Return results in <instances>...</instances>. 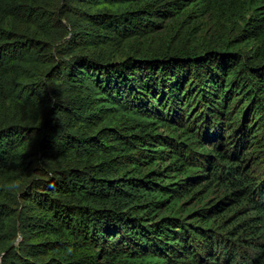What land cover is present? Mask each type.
Segmentation results:
<instances>
[{
  "label": "trees",
  "instance_id": "16d2710c",
  "mask_svg": "<svg viewBox=\"0 0 264 264\" xmlns=\"http://www.w3.org/2000/svg\"><path fill=\"white\" fill-rule=\"evenodd\" d=\"M0 264H264V0H0Z\"/></svg>",
  "mask_w": 264,
  "mask_h": 264
},
{
  "label": "rangeland",
  "instance_id": "374dc122",
  "mask_svg": "<svg viewBox=\"0 0 264 264\" xmlns=\"http://www.w3.org/2000/svg\"><path fill=\"white\" fill-rule=\"evenodd\" d=\"M201 27H203V30H206L204 32H201V37H205L206 39H208L209 37L212 38L213 34H219L216 31V27L208 21L199 26L200 30H201ZM175 33H176V31L173 33H169V36L172 38V36H174ZM248 152L250 153L251 151H247L245 153H248ZM246 157L250 158V156H246ZM257 169H258V165L255 166L254 164H249V166L246 167L247 173L249 174L250 177H253V176L257 177L258 171H259ZM210 189L212 191L210 199H213V200H220L224 196H226V194H229V192H227V191L225 192V190L222 188V185L218 182H213L212 185L210 186ZM229 207H230V205H229ZM249 212L250 211L248 210V208L245 205L235 204V205H233L231 210H228L225 214L218 217V219L224 220V219H228L230 217L232 218L235 215H238L240 217L239 220H242L248 216H251V214Z\"/></svg>",
  "mask_w": 264,
  "mask_h": 264
}]
</instances>
